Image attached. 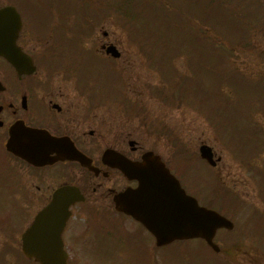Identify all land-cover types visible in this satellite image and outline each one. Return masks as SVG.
<instances>
[{
  "label": "rangeland",
  "instance_id": "rangeland-1",
  "mask_svg": "<svg viewBox=\"0 0 264 264\" xmlns=\"http://www.w3.org/2000/svg\"><path fill=\"white\" fill-rule=\"evenodd\" d=\"M8 2H16L27 29L48 39L42 45L64 52L49 68L91 79L95 93L111 96L126 131L136 115L140 145L161 153L202 202L213 193L214 206L235 223L218 232L219 252L202 240L152 250L147 236L127 251L116 243L124 258L97 254L71 264H144L154 254L156 264H264V29H256L264 25L257 20L264 0H0ZM240 16L256 23L239 27ZM106 41L125 48L131 63L108 64L82 49ZM203 142L215 150L217 167L200 160ZM5 194L0 264H34L22 253L21 233L41 205L30 199L25 219ZM105 249L113 247L96 253Z\"/></svg>",
  "mask_w": 264,
  "mask_h": 264
},
{
  "label": "flooded vegetation",
  "instance_id": "flooded-vegetation-1",
  "mask_svg": "<svg viewBox=\"0 0 264 264\" xmlns=\"http://www.w3.org/2000/svg\"><path fill=\"white\" fill-rule=\"evenodd\" d=\"M43 42L48 39L42 41L22 28L16 40L22 51L16 57L18 66L0 55V193H16L24 212L28 211V193H37L35 199L42 207L61 188L65 189L60 193H82L84 199L71 205L72 214L62 232L69 261L83 258L75 251L94 241L115 246L120 244L115 237L129 232L152 236L115 203L118 193L138 186L123 165L140 161L149 150L134 138L140 127L137 116L131 115L135 121L126 131L124 117L116 116L117 106L109 104L108 95L94 92L91 79L62 66L49 68V61L64 52L47 48ZM110 43L115 42L106 41L95 51L82 49L95 59L124 60L129 65V56L118 43V56L105 51L104 44ZM108 108L114 116L103 117ZM28 130L52 136L58 140L56 148L71 151L74 157L57 151L48 162H30L19 151L25 148L22 138Z\"/></svg>",
  "mask_w": 264,
  "mask_h": 264
},
{
  "label": "water",
  "instance_id": "water-1",
  "mask_svg": "<svg viewBox=\"0 0 264 264\" xmlns=\"http://www.w3.org/2000/svg\"><path fill=\"white\" fill-rule=\"evenodd\" d=\"M21 17L12 5L0 8V54L12 59L16 56L15 39L21 28ZM114 51V47H109ZM51 142L32 140L28 151L48 155ZM202 155L213 162L210 148L202 146ZM130 175L139 179V187L132 193L121 194L117 201L128 212L141 220L157 237L158 244L176 238L204 237L214 248L216 230L232 222L214 210L198 205L179 181L169 172L153 152L144 155L143 161L131 168ZM81 198L80 193H55L53 201L40 211L33 224L23 234L25 254L35 257L40 264H67L61 231L69 215V203Z\"/></svg>",
  "mask_w": 264,
  "mask_h": 264
}]
</instances>
